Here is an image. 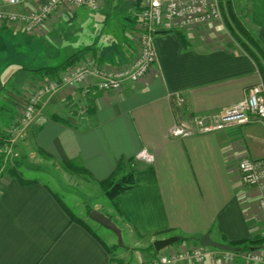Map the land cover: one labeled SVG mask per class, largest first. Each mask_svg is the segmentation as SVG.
<instances>
[{
  "label": "crops",
  "instance_id": "0c3cea01",
  "mask_svg": "<svg viewBox=\"0 0 264 264\" xmlns=\"http://www.w3.org/2000/svg\"><path fill=\"white\" fill-rule=\"evenodd\" d=\"M45 1L10 5L0 0V10L35 11ZM100 2L102 8L105 0ZM233 4L264 47V0ZM81 8L88 10L59 9L32 33L0 22V137L16 126L13 150L20 161L9 166L10 159L0 174V264H110L111 259L140 264L154 255L155 239L183 236L188 239L173 246L191 248L201 243L189 237L209 234L229 244L263 233L258 192L242 184L237 164L243 156L264 157V122L184 138L169 135L175 118L222 111L251 86L264 84L251 57L216 21L173 30L185 43L175 32L154 33L157 65L140 81L86 95L62 87L39 97L29 124L18 123L28 94L45 78L86 58L111 65L131 58L132 23L116 20L109 29L105 19L101 27L86 20ZM77 53L72 64L56 73L49 70ZM177 95L183 103L173 107ZM129 160L135 184L115 197L117 210L112 205L125 240L119 247L72 221L69 213L81 217L46 182L22 174L30 171L29 164L66 169L74 163L82 180L99 186L119 162L127 166Z\"/></svg>",
  "mask_w": 264,
  "mask_h": 264
},
{
  "label": "built area",
  "instance_id": "2783aa9c",
  "mask_svg": "<svg viewBox=\"0 0 264 264\" xmlns=\"http://www.w3.org/2000/svg\"><path fill=\"white\" fill-rule=\"evenodd\" d=\"M22 0H5L10 5ZM87 7L101 8L100 0H46L38 10L22 13L0 10V22L17 23L26 33H32L41 27L51 15L62 8ZM131 29L135 50L131 58L123 64L111 65L99 60V57L86 58L74 67H67L53 76L35 84L27 96L18 123L29 124L34 117L36 104L42 95L54 93L62 87L80 89L83 94L99 91H119L128 83H136L149 75L157 65V53L153 41L158 31L182 30L193 25H205L222 22L220 0H140ZM173 107H179L183 98L173 97ZM255 120L264 122V84L259 82L249 88L243 99L226 109L207 115L186 113L175 118L169 128L172 138H184L193 135L209 134L224 130L233 125H245ZM16 126L12 125L6 137L4 162L15 155L13 144ZM146 159V156H139ZM12 160V159H11ZM237 168L242 184L258 192L257 211L264 226V157L239 159ZM241 260L246 264H264V249H252L236 254L208 246L198 245L191 248H176L173 245L144 259L140 264H181L190 261L194 264L231 263ZM110 264H113L112 262Z\"/></svg>",
  "mask_w": 264,
  "mask_h": 264
},
{
  "label": "rangeland",
  "instance_id": "374dc122",
  "mask_svg": "<svg viewBox=\"0 0 264 264\" xmlns=\"http://www.w3.org/2000/svg\"><path fill=\"white\" fill-rule=\"evenodd\" d=\"M137 1L138 0H105L102 8L96 10L90 8L86 10V8H81L80 10L87 13V16H85L86 20L99 21L100 26L102 27V23L105 22V19H107L110 22V24L108 25L109 29H114L115 23L113 21L124 19V17L129 15L130 13L133 14L134 12H136V9L138 7L134 5ZM233 7L239 18L242 20L243 16L241 15V11H239L238 8H235V4H233ZM223 21L224 17L222 12V22H216L218 24V27H220L221 29L223 27L225 29ZM215 28L219 29L217 27ZM226 36L228 37L227 34ZM25 103L26 101L24 102L23 106H25ZM25 162L29 163V161L26 159ZM13 164L14 161H12L9 166H13ZM7 167L8 164L4 166L2 172L6 170ZM28 167H30V171L23 172V175L35 177L41 181H44L51 188L56 190L60 194L61 199L65 201L66 205L75 213V215L84 219L87 225H89L93 231L97 232L100 237L105 239V241H107L110 246L112 243H114L112 244L115 245L114 247H116L117 245V247H119L122 244H125V240L122 234L121 243H119L117 236L112 231L99 226L98 224L91 221L87 216V211L89 209H97L104 215L111 217L114 223L116 222L121 226L120 220L118 219L117 214L112 207V201L104 195L99 186L92 183H87L82 180L81 176H79L78 174V171L70 170L68 168H61L52 163L46 166H41L39 164H29ZM262 235H264V232L260 234V236ZM116 260L120 261L119 259Z\"/></svg>",
  "mask_w": 264,
  "mask_h": 264
},
{
  "label": "trees",
  "instance_id": "16d2710c",
  "mask_svg": "<svg viewBox=\"0 0 264 264\" xmlns=\"http://www.w3.org/2000/svg\"><path fill=\"white\" fill-rule=\"evenodd\" d=\"M140 3V0H138L134 6L138 7ZM221 4V11L223 12L224 17V26L227 32L230 34V36L235 40V42L241 47V49L251 57L253 62L256 65V68L260 72V74L263 77L264 80V47L262 43L259 41V39L256 37V35L242 22V20L239 18L237 13L234 10L232 0H220ZM125 20L128 22L130 21L132 24L129 25L130 28H133V23H135V16L134 14L130 13L129 15L124 17ZM164 32H175L176 35L185 43L184 37L181 35L178 31H164ZM78 53L72 55L68 59H66L63 63L60 65L49 69L52 73H56L60 68L67 67L68 65L72 64L77 59ZM6 145V138L0 137V167L2 166L4 162V148ZM14 165L20 164V161L17 157H13ZM66 168L70 170L77 171L80 169L77 165L74 163H68L65 166ZM128 169H127V168ZM127 169V171H124V169ZM135 172V167L133 166V162L129 160L127 163V166L119 162L117 164V170L115 173L110 175L107 179L99 181V187L103 191L104 195L109 198V200L112 201V205L116 208L117 207L114 203L115 197L120 194L121 192L131 188L134 186V178L133 174ZM22 179V178H21ZM22 181H25L26 183H32L35 180H28V179H22ZM91 209L87 211L88 213ZM70 219L72 221H76L83 227L87 228L91 233L95 235V232L85 223L84 220L81 218L75 217L72 213H69ZM110 220H112L111 217L107 216ZM113 221V220H112ZM189 238H197L201 239V236L196 237H189ZM188 239L187 237L181 236L179 238V241H184ZM232 246L237 247V251H235L236 254L243 253L244 251L252 250L253 249H262L264 248V235H255L249 240H241L233 243H229ZM151 249H154L152 244L150 245ZM154 254L157 253V251L154 250ZM111 262L113 264H121L120 261H117L116 259H111Z\"/></svg>",
  "mask_w": 264,
  "mask_h": 264
},
{
  "label": "water",
  "instance_id": "95a60500",
  "mask_svg": "<svg viewBox=\"0 0 264 264\" xmlns=\"http://www.w3.org/2000/svg\"><path fill=\"white\" fill-rule=\"evenodd\" d=\"M88 218L94 223L98 224L99 226H102L112 231L117 236L118 242L121 243V232L119 227H117V225L112 220H110L106 215H104L102 212H100L97 209H91L88 213ZM179 238L180 237L177 235H172L165 238L155 239L152 242V246L155 251L159 252L165 249L166 247L176 243L179 240ZM200 243L202 246H208L223 251H231V252L237 251V247L232 246L228 243L215 241L210 237L209 234H204L203 236H201Z\"/></svg>",
  "mask_w": 264,
  "mask_h": 264
}]
</instances>
